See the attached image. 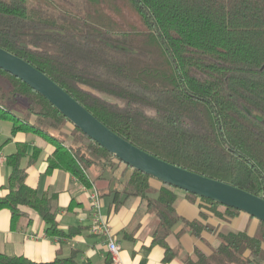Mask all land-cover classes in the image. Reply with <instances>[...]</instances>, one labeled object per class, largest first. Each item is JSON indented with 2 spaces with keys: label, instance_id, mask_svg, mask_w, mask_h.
<instances>
[{
  "label": "trees",
  "instance_id": "16d2710c",
  "mask_svg": "<svg viewBox=\"0 0 264 264\" xmlns=\"http://www.w3.org/2000/svg\"><path fill=\"white\" fill-rule=\"evenodd\" d=\"M0 48L51 78L108 129L165 162L264 198V0H0ZM25 114L19 116L20 105ZM0 121L12 135L40 136L54 148L48 172L64 170L92 188L108 181L113 206L140 198L156 219L152 246L164 262L178 256L168 237L183 219L178 189L132 169L88 138L46 98L0 69ZM18 143L0 212L12 228L27 208L53 238L72 236L57 220V196L28 185L41 150ZM158 181V180H157ZM225 220L240 211L186 193ZM224 208V211H220ZM201 218L207 220L201 212ZM253 219V217H251ZM190 234L217 233L210 255L196 249L183 264H264V222L254 236L183 221ZM0 264L36 263L0 253Z\"/></svg>",
  "mask_w": 264,
  "mask_h": 264
},
{
  "label": "crops",
  "instance_id": "0c3cea01",
  "mask_svg": "<svg viewBox=\"0 0 264 264\" xmlns=\"http://www.w3.org/2000/svg\"><path fill=\"white\" fill-rule=\"evenodd\" d=\"M19 111H22L20 105ZM13 124L0 121V197L8 191L4 189L10 168L6 165L7 157L14 154L18 143H27L29 154L33 149L41 150L38 161L30 166L26 157L22 167L27 169L29 186L36 188L40 194L51 193L57 196V220L59 227L66 234L70 230L72 236L62 238L49 237L43 221L33 211L22 207L26 213L16 228L11 225V213L8 210L0 212V253L10 256H23L36 263H51L56 260L62 264H183L186 256L194 254L196 249L210 255L219 246L217 233L204 232L201 238H196L187 231L183 221H201L220 230L224 224L244 231L249 235L256 234L259 222L246 213L237 217L220 221L213 214L199 207L200 201H191L183 191H178L177 211L183 221L175 227L168 237L170 248L178 251V256L165 263V250L160 246H152L153 231L156 219L147 212L140 198L130 197L117 209L113 206V196H105L102 201V216L109 222L114 239L120 244L121 251L118 262L111 258L106 238L91 233L92 211L90 208V193L96 188L99 193H108V181H98L92 188H86L70 173L64 170L48 172V158L54 148L44 138L18 132L12 135ZM132 173L129 170L123 183H126ZM151 185L159 190L162 184L152 180ZM224 211V208H220ZM201 212L207 220L201 218ZM248 215V216H247Z\"/></svg>",
  "mask_w": 264,
  "mask_h": 264
},
{
  "label": "water",
  "instance_id": "95a60500",
  "mask_svg": "<svg viewBox=\"0 0 264 264\" xmlns=\"http://www.w3.org/2000/svg\"><path fill=\"white\" fill-rule=\"evenodd\" d=\"M0 69L41 94L75 127L133 170L264 222V198L182 169L146 153L101 123L61 86L25 60L0 48Z\"/></svg>",
  "mask_w": 264,
  "mask_h": 264
},
{
  "label": "built area",
  "instance_id": "2783aa9c",
  "mask_svg": "<svg viewBox=\"0 0 264 264\" xmlns=\"http://www.w3.org/2000/svg\"><path fill=\"white\" fill-rule=\"evenodd\" d=\"M90 208L92 211V224L90 226V231L96 236H101L107 239L108 249L111 258L114 262H118L119 254L121 251L120 244L114 239L111 231V227L108 221L102 216V201L100 193L96 188H93L90 193Z\"/></svg>",
  "mask_w": 264,
  "mask_h": 264
},
{
  "label": "rangeland",
  "instance_id": "374dc122",
  "mask_svg": "<svg viewBox=\"0 0 264 264\" xmlns=\"http://www.w3.org/2000/svg\"><path fill=\"white\" fill-rule=\"evenodd\" d=\"M25 107H24V105L22 104V111L19 113V116H21V117H23L24 116V114H25V109H24ZM70 128H74L75 126L71 123L70 124V126H69ZM178 191H181V190H178ZM248 216V215H247ZM243 231V230H242ZM244 231H246V230H244ZM247 233H249V230H247ZM255 235V234H254ZM254 235H252V236H254Z\"/></svg>",
  "mask_w": 264,
  "mask_h": 264
}]
</instances>
